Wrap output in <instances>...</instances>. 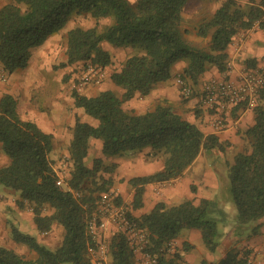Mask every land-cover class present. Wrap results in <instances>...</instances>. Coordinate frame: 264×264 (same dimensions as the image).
<instances>
[{"label": "trees", "instance_id": "1", "mask_svg": "<svg viewBox=\"0 0 264 264\" xmlns=\"http://www.w3.org/2000/svg\"><path fill=\"white\" fill-rule=\"evenodd\" d=\"M188 1L14 0L0 7V62L9 72L25 67L31 49L63 28L75 14L111 18L112 22L103 28H72L68 32L65 64H111V55L102 48V41L135 50L121 69L112 73V80L124 89L121 96L109 89L96 96L74 91L76 104L99 123L76 118L69 145L71 167L69 175L64 176L65 184L57 183L59 175L49 157L53 135L36 122L22 119L12 95L0 98V145L10 156V163L0 168V184L19 192L20 206L27 203L32 208L40 232L49 231L55 222L65 231L61 243L51 248L14 226L15 240L27 244L35 256L27 257L0 245V264H93L88 255L89 246L95 244L89 221L100 193L114 185L107 174L114 172L117 163L106 164L102 157H97L89 166L86 158L92 138L101 140L105 156L133 154L151 146L152 156L165 157L162 170L133 178L135 185L180 176L204 148L222 147L218 136L206 135L171 105L160 103L143 113L123 106L136 94L147 95L156 84L168 80L179 60L187 62L180 76L191 86L199 82L210 65L224 70L229 60L228 47L235 36L264 14V0L248 9L238 0H222L216 11L198 25V34L209 37V45L204 48L185 36L183 11ZM254 111L255 123L244 131L249 146L235 155L229 169V193L237 209V227L245 228L255 222L252 232L259 228L258 221L264 219V94ZM74 190L80 195L76 196ZM142 190L137 189L134 206L138 205ZM226 214L221 202L215 199H202L199 204L186 200L173 206L158 202L140 218L129 213L147 232L143 252L156 256V264H182V252L172 247V242L183 228L200 229L208 250L216 251L222 237L219 222ZM109 249L113 264H139L124 230L112 233ZM185 249H189L186 243ZM248 261V252L232 247L217 264H251ZM202 264L211 263L203 260Z\"/></svg>", "mask_w": 264, "mask_h": 264}, {"label": "crops", "instance_id": "2", "mask_svg": "<svg viewBox=\"0 0 264 264\" xmlns=\"http://www.w3.org/2000/svg\"><path fill=\"white\" fill-rule=\"evenodd\" d=\"M238 1L245 9L260 3V0ZM72 28L73 26L65 25L51 34L42 44L33 47L28 64L12 72L8 71V81H0V98L7 94L12 95L17 101V111L22 119L36 122L45 132L53 135L51 152L55 151L57 157L51 153L49 157L54 169L63 176H68L70 173L67 171L66 174L63 173L61 167L64 157L67 160L66 165L71 167L69 145L76 118L79 117L82 121L94 125L99 123L97 118L87 114L83 107L76 104L75 90H72L73 84L77 88L72 82L77 77L76 69L81 63L65 64L68 32ZM235 38L234 43L228 47L229 60L226 68L220 70L216 65H210L201 75L199 82L191 83L193 86L191 95L185 96L177 83V77L187 65L185 60H179L174 64L172 76L168 80L156 84L149 94H136L123 104L125 109L136 113L146 112L160 103L171 105L184 118L196 123L206 135L218 136L222 147L204 148L183 173L170 182L150 181L135 185L131 182L133 178L162 170L165 166V157L152 156L151 146L133 154L105 156L102 153L101 140L98 138L90 140L87 164L91 166L93 163V159H90L93 145L97 146L95 158L102 157L106 164L117 163L114 172L107 175L113 180L115 177L122 178V181L119 180L118 185L114 187L124 201H131V207H127L132 216L140 218L150 212L158 202L173 206L186 200L199 204L202 199H215L219 202L229 199L230 165L238 152L248 148L244 131L255 123L256 113L254 108L246 107L244 104L236 105L229 111L207 108L203 103L205 85L212 78L237 82L245 69L264 68V29L258 28L248 33L245 31L243 37L238 33ZM101 46L106 51L111 49L109 53L112 62L108 67L110 72L100 82H90L82 89L76 90L86 96H96L101 91L109 89L121 96L124 89L112 80V73L120 70L125 60L135 50L131 46H116L107 41H102ZM114 52L117 54L124 52V56L120 59L114 56V60L118 61L116 64L112 57ZM65 74L69 75L68 82L63 79ZM218 117L225 119V127L218 128L214 125ZM59 152L62 157L58 156ZM9 163L10 156L1 150L0 145V168ZM139 187L143 188L142 194L139 201L137 199L138 205L134 206ZM20 200L19 192L0 184V245L13 248L21 254L32 251L27 244L15 240L12 232L14 226L34 236L48 247L55 248L59 245L65 232L62 225L55 222L49 231L40 232L31 207L27 203L20 206ZM258 223L260 225L257 231L246 235L242 233L243 228H238L236 231V227H229L230 224H227L222 230L219 246L214 252L208 250L205 243H201L202 232L194 227L184 232L181 230L173 242L182 252L184 259L182 264H202L203 260L217 264L218 259L232 247L238 248L241 252H248L251 264H264V219H260ZM115 230L116 227L111 228L109 238ZM184 243L189 249L183 250Z\"/></svg>", "mask_w": 264, "mask_h": 264}, {"label": "built area", "instance_id": "3", "mask_svg": "<svg viewBox=\"0 0 264 264\" xmlns=\"http://www.w3.org/2000/svg\"><path fill=\"white\" fill-rule=\"evenodd\" d=\"M258 28L264 29V14L239 35L241 34V37H243L245 31L247 33L254 32ZM234 41L233 39L232 43ZM105 75L106 69L104 66L92 62L87 63L79 76L76 87L81 88L90 82H100ZM8 78V71L0 62V81L6 82ZM176 80L182 88V93L185 96L191 95L192 86L186 83L181 76H178ZM262 94H264V68H248L242 71L240 80L237 82L221 78L210 79L205 85L203 103L207 108H214L217 111H229L240 104L254 108ZM214 125L218 128L225 127V119L223 117L216 118ZM58 175L57 183L60 185L65 184L64 176ZM176 178L173 177L161 182H170ZM73 192L76 196L80 195L75 190ZM112 227L122 229L127 233L136 250L138 260L141 259L140 264L157 263L156 256L151 255L149 252H143L148 242L147 232L130 217L126 203L118 201L117 191L111 188L100 193L96 211L89 221V230L95 244L89 246L88 255L93 264H113L109 249V232ZM248 262L251 263L250 259Z\"/></svg>", "mask_w": 264, "mask_h": 264}, {"label": "rangeland", "instance_id": "4", "mask_svg": "<svg viewBox=\"0 0 264 264\" xmlns=\"http://www.w3.org/2000/svg\"><path fill=\"white\" fill-rule=\"evenodd\" d=\"M13 1L14 0H0V7L3 6L4 4H7V3H10ZM132 1H135V0H132ZM221 2H222V0H189L188 1L186 6L184 7V11H183V14H184L183 29L185 31L186 38L189 41H191L193 44H195L197 46L204 47V48L208 47L209 37L200 36L197 32V28H198V25L202 21L209 18L216 11V9L220 6ZM111 22H112L111 18L96 19V18L90 16L89 14L81 13V14H75L72 17V19L66 25H67V27L73 26V28L76 26H82L84 28H88V27H92V26L97 25L99 28H103L104 26L109 25ZM196 38L199 40L196 41L195 40ZM67 47H68V44H67ZM108 52L111 53V49ZM66 54H67V50H66ZM112 55H113L112 56L113 61L116 64V63H118L117 59H120L122 56H124V52H121L118 54L114 52ZM114 56L115 57L117 56V59L114 60ZM90 62L91 61H84V62L80 63L78 69H76V72H78L77 77L74 79V81L72 83H75V84L78 83L79 76H80L81 72L83 71V69L87 65V63H90ZM109 65L104 66L106 69V75H107V73L110 72V70L108 69ZM63 79L65 82H68L69 75L65 74ZM73 85H71L73 88L72 90L82 89V87L81 88H78V87L75 88V86H73ZM79 92L81 93V91H79ZM92 148H93V151H92V156L90 157V159L94 160L95 159L94 155L96 154L97 146L93 145ZM50 153L54 157H57V155L55 156V151H54V153H52V152H50ZM58 154H59L58 155L59 157H62V156H60V152ZM63 160H64V163L62 164V167H61L63 169H61V171H63V173H65L67 171V173H68L70 167L68 165H66V162H67L66 157H64ZM121 179H118L117 177L114 178V185H113L112 189L117 191V193L119 195L120 202H124V203H126L127 206L131 207V201L130 202L128 200L124 201L123 197L120 195L117 188L114 187L116 184L118 185L119 180L122 181ZM221 204H222V206H223V208L227 214L219 222L220 229L223 230V228H225L227 226V224H230L229 227H236L235 230L237 231V229H238V227H237L238 224L236 223L237 209H236V205L233 201V198L229 197V199H223V200H221ZM254 224H256V223L251 222V223L247 224L246 227L243 228L242 233L244 235H246L248 233H252V226ZM186 229H188V228H183L182 231L184 232V231H186ZM57 232H59V230H57ZM222 234H223V231H222ZM201 243H204L203 237L201 238ZM172 247H176L174 245V242H172ZM24 255L27 257H34L35 252L32 250V251H29V253H26ZM140 263H141V259L139 261V264ZM63 264H73V263L70 261H67V262H64Z\"/></svg>", "mask_w": 264, "mask_h": 264}]
</instances>
